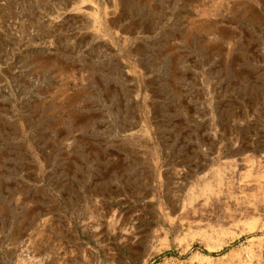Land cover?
Masks as SVG:
<instances>
[{
  "label": "rangeland",
  "instance_id": "1",
  "mask_svg": "<svg viewBox=\"0 0 264 264\" xmlns=\"http://www.w3.org/2000/svg\"><path fill=\"white\" fill-rule=\"evenodd\" d=\"M0 264H264V0H0Z\"/></svg>",
  "mask_w": 264,
  "mask_h": 264
},
{
  "label": "bare ground",
  "instance_id": "2",
  "mask_svg": "<svg viewBox=\"0 0 264 264\" xmlns=\"http://www.w3.org/2000/svg\"><path fill=\"white\" fill-rule=\"evenodd\" d=\"M200 27V26H199ZM133 32V31H132ZM225 40V39H224ZM218 173H220L219 171H217Z\"/></svg>",
  "mask_w": 264,
  "mask_h": 264
}]
</instances>
